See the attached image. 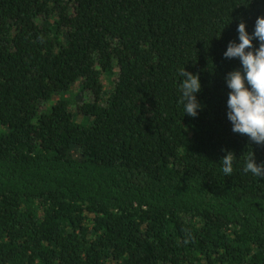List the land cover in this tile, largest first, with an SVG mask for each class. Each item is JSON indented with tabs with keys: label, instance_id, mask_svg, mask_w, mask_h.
<instances>
[{
	"label": "trees",
	"instance_id": "trees-1",
	"mask_svg": "<svg viewBox=\"0 0 264 264\" xmlns=\"http://www.w3.org/2000/svg\"><path fill=\"white\" fill-rule=\"evenodd\" d=\"M260 16L264 0H0V264H264V179L243 171L264 145L231 130L223 55Z\"/></svg>",
	"mask_w": 264,
	"mask_h": 264
},
{
	"label": "clouds",
	"instance_id": "clouds-1",
	"mask_svg": "<svg viewBox=\"0 0 264 264\" xmlns=\"http://www.w3.org/2000/svg\"><path fill=\"white\" fill-rule=\"evenodd\" d=\"M238 42L230 41L223 53L226 59L236 58L240 68L228 72L225 84L229 89L227 119L233 133L246 135L249 145H264V16L257 17L254 30L249 33L246 22L241 20L236 29ZM253 41L258 42V47ZM182 77L179 91L184 116L196 118L202 105L197 94L202 90L199 74L185 68L179 70ZM220 161L224 175L233 172V154L225 150ZM243 171L264 179V162L257 163L254 151L245 157Z\"/></svg>",
	"mask_w": 264,
	"mask_h": 264
},
{
	"label": "rangeland",
	"instance_id": "rangeland-1",
	"mask_svg": "<svg viewBox=\"0 0 264 264\" xmlns=\"http://www.w3.org/2000/svg\"><path fill=\"white\" fill-rule=\"evenodd\" d=\"M116 75H104L103 76V82L104 85L106 87V90H110L112 88V84L113 81L115 80ZM62 95L70 98L73 101H87L90 100L92 98L91 93H86L80 90V88L78 87V85H75L69 92L67 93H63ZM44 105H48V104H44ZM77 117L79 118V120L83 119L82 115H77ZM8 128L2 124H0V135L7 132Z\"/></svg>",
	"mask_w": 264,
	"mask_h": 264
}]
</instances>
